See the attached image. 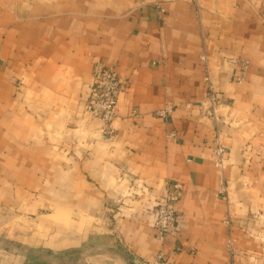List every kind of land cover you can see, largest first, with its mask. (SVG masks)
I'll return each instance as SVG.
<instances>
[{"label":"crops","instance_id":"0c3cea01","mask_svg":"<svg viewBox=\"0 0 264 264\" xmlns=\"http://www.w3.org/2000/svg\"><path fill=\"white\" fill-rule=\"evenodd\" d=\"M96 62L122 84L110 135L83 112ZM169 182L183 193L160 243ZM38 249L82 250L83 264L159 252L169 264H264V0H0V264Z\"/></svg>","mask_w":264,"mask_h":264},{"label":"built area","instance_id":"2783aa9c","mask_svg":"<svg viewBox=\"0 0 264 264\" xmlns=\"http://www.w3.org/2000/svg\"><path fill=\"white\" fill-rule=\"evenodd\" d=\"M201 59L206 61L205 57ZM247 67V61H243L239 72L235 75L236 82L241 83L243 75ZM91 84L89 86L90 93L86 101L83 112L88 119H99L104 124L103 133L110 135L112 133V122L117 116V100L121 92V80L115 67L107 66L102 63H95L92 67ZM205 82L207 85L206 102L209 104V112L211 117L216 120L217 113L221 107V101L217 92L209 78L208 67L205 65ZM170 114V108H166L158 115L165 117ZM171 139H174V134L170 133ZM214 165L222 173L227 165L225 158L226 150L218 142H216ZM223 177V176H222ZM183 193V187L179 182L167 183L166 193L163 199L155 206L154 229L157 239L163 243L166 234L177 227V210L176 203L180 200ZM219 195L226 199L227 191L224 179H221ZM235 239L232 236L230 227H228V237L226 241V249L230 256L233 255ZM151 264H169L165 260L163 252H159L156 259Z\"/></svg>","mask_w":264,"mask_h":264},{"label":"rangeland","instance_id":"374dc122","mask_svg":"<svg viewBox=\"0 0 264 264\" xmlns=\"http://www.w3.org/2000/svg\"><path fill=\"white\" fill-rule=\"evenodd\" d=\"M15 247H19L16 245ZM35 264H83L85 257L82 255V250H69L63 255H53L46 250H35L33 253ZM27 262V260H26Z\"/></svg>","mask_w":264,"mask_h":264},{"label":"trees","instance_id":"16d2710c","mask_svg":"<svg viewBox=\"0 0 264 264\" xmlns=\"http://www.w3.org/2000/svg\"><path fill=\"white\" fill-rule=\"evenodd\" d=\"M35 250H31V251H29L28 253H27V259H28V261H27V263L26 264H35V263H33L34 261V258H33V252H34ZM50 252V251H49ZM51 254H53V255H58V256H61V255H63V254H60V253H52V252H50Z\"/></svg>","mask_w":264,"mask_h":264}]
</instances>
